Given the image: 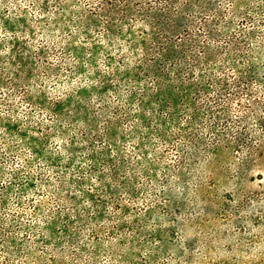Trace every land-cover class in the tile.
<instances>
[{
  "label": "rangeland",
  "instance_id": "rangeland-1",
  "mask_svg": "<svg viewBox=\"0 0 264 264\" xmlns=\"http://www.w3.org/2000/svg\"><path fill=\"white\" fill-rule=\"evenodd\" d=\"M0 218V264H264V0H0Z\"/></svg>",
  "mask_w": 264,
  "mask_h": 264
},
{
  "label": "trees",
  "instance_id": "trees-1",
  "mask_svg": "<svg viewBox=\"0 0 264 264\" xmlns=\"http://www.w3.org/2000/svg\"><path fill=\"white\" fill-rule=\"evenodd\" d=\"M172 1V0H170ZM161 2H168V0H161ZM112 12V13H111ZM111 12H109V14H113V13H121L123 16H127L128 14L134 12V10L132 9V7L130 6L129 3H127L126 1H124L121 5V7H119L118 5H115L114 7H111ZM44 180V179H43ZM50 185V184H48ZM67 198L66 200H68L69 202H72V199L70 198V196L65 197ZM73 203V202H72ZM39 207H36L35 210L38 212L40 209V207L42 206V202L38 203ZM80 218V213L77 214V218ZM81 219V218H80ZM5 225H7V223L5 224V221L3 218H0V249L1 248H5L6 250L4 251L5 253L8 252L9 250V242L11 239V233L7 232V227H5ZM32 229H35L34 225L31 226ZM11 228V227H10ZM44 232V231H43ZM45 233V232H44ZM42 233V234H44ZM83 245H81L82 247ZM52 252L54 253V255L56 254L57 250L56 248H51ZM9 253V252H8ZM30 253V252H28ZM41 258V257H40ZM42 260V258H41ZM54 263H61V264H74V263H70L66 257H64V255H59L58 258H54V260H52ZM38 264H44L43 260L42 261H37Z\"/></svg>",
  "mask_w": 264,
  "mask_h": 264
}]
</instances>
